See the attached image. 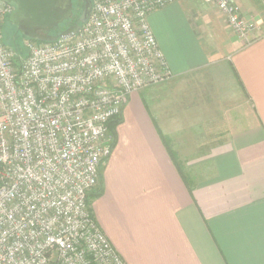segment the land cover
<instances>
[{"label":"crops","instance_id":"crops-1","mask_svg":"<svg viewBox=\"0 0 264 264\" xmlns=\"http://www.w3.org/2000/svg\"><path fill=\"white\" fill-rule=\"evenodd\" d=\"M216 11L148 15L171 76L128 97L89 206L125 264H264V29L240 41Z\"/></svg>","mask_w":264,"mask_h":264},{"label":"built area","instance_id":"built-area-1","mask_svg":"<svg viewBox=\"0 0 264 264\" xmlns=\"http://www.w3.org/2000/svg\"><path fill=\"white\" fill-rule=\"evenodd\" d=\"M175 0H90L77 33L3 41L0 0V264H125L87 204L111 151L108 122L171 74L148 15ZM248 41L236 0H205Z\"/></svg>","mask_w":264,"mask_h":264},{"label":"water","instance_id":"water-1","mask_svg":"<svg viewBox=\"0 0 264 264\" xmlns=\"http://www.w3.org/2000/svg\"><path fill=\"white\" fill-rule=\"evenodd\" d=\"M11 3L14 9L8 15L21 34L28 39L51 41L57 37L77 33L80 24L86 21L90 11V0H85L78 22L56 34L42 33L40 30L53 31L72 17V0H2Z\"/></svg>","mask_w":264,"mask_h":264},{"label":"rangeland","instance_id":"rangeland-1","mask_svg":"<svg viewBox=\"0 0 264 264\" xmlns=\"http://www.w3.org/2000/svg\"><path fill=\"white\" fill-rule=\"evenodd\" d=\"M85 4V0H72V6H73V10H74V18L78 19L83 7ZM236 4L239 8V10L241 11L243 17L250 22L255 23L257 26L260 27V30L258 31V33H255V35L257 34H261L263 33V27L261 26L259 23H257L256 21L258 20L256 17H253L252 13H249L248 15L250 16H246L247 14H245L248 8L247 7H252L254 8V10L259 11L260 14H262V12H264V0H236ZM14 9V8H13ZM217 14H219V12L216 11ZM226 20V19H225ZM67 25V24H66ZM66 25H63L66 26ZM230 32L231 29L228 26ZM1 35L3 38V41L6 45H8L11 48H14L16 50H18L20 53L25 54L26 53V46H25V37L21 34V32L18 30V28L12 24L9 19L8 16L6 18H4L3 23L1 25ZM234 35V34H233Z\"/></svg>","mask_w":264,"mask_h":264},{"label":"trees","instance_id":"trees-1","mask_svg":"<svg viewBox=\"0 0 264 264\" xmlns=\"http://www.w3.org/2000/svg\"><path fill=\"white\" fill-rule=\"evenodd\" d=\"M72 17L70 19H68L67 21H64L62 24L59 25L58 28H56L55 30H53L52 32L54 34L56 33H59L60 31L66 29L67 27L71 26L72 24H75L78 22V19H75L74 18V10H73V6H72ZM67 24V25H66ZM63 25H66L63 27ZM121 121V118L120 117H117L115 119H112L108 122L107 126H108V129H109V132L111 134V136L113 137V132H114V128L115 126ZM114 144V141L111 145V147L113 146ZM109 156V154L103 158V162L106 161L107 157ZM103 193V190H102V187L101 185H97L89 194H88V197H87V204L90 206L91 204V201L94 199V198H97L99 196H101Z\"/></svg>","mask_w":264,"mask_h":264},{"label":"flooded vegetation","instance_id":"flooded-vegetation-1","mask_svg":"<svg viewBox=\"0 0 264 264\" xmlns=\"http://www.w3.org/2000/svg\"><path fill=\"white\" fill-rule=\"evenodd\" d=\"M39 31L42 32V33H50V34H54L52 31H49V30H40V29H39Z\"/></svg>","mask_w":264,"mask_h":264}]
</instances>
